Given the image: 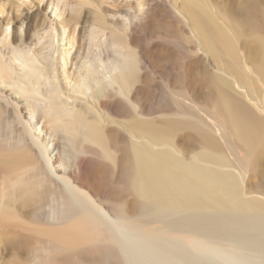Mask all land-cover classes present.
Listing matches in <instances>:
<instances>
[{
  "label": "bare ground",
  "instance_id": "1",
  "mask_svg": "<svg viewBox=\"0 0 264 264\" xmlns=\"http://www.w3.org/2000/svg\"><path fill=\"white\" fill-rule=\"evenodd\" d=\"M8 1L10 0H0V105L13 108L14 123L20 124L22 131L18 134L3 132V128H9L11 123L4 121L0 114L2 142L0 147L5 156L0 158L2 166L0 172L6 174L5 177L13 182L15 190L18 187L19 190L15 191V195L20 192L24 202L48 207L46 224L50 225V228L47 229V237L55 242L57 251L72 255L78 252L86 258L102 260L105 264H123L112 250L90 248L89 245L93 242H136L146 245L156 264H184L181 257L169 252L164 242L166 229L161 231L163 228L154 227L151 223L144 224L128 219L129 211L133 207L132 203L129 204L127 201L120 204L125 212L121 220H118L117 216L113 219V216L104 210L105 207L100 206L102 199L111 200L112 196H120L121 190L125 191L132 175V155L137 159V164L140 163L141 172L143 171L141 175L146 180V186L153 188L157 200L159 198L164 201L167 198H165L166 193L163 197L158 196L161 188L154 185L152 177L157 173L163 175L168 172L170 177V172L173 171H169L170 167L167 166L164 158L165 153L154 150L153 147L159 146L158 141L162 142L175 127L158 126L159 124L154 122L155 119L153 121L148 118L153 112L149 113L151 110L148 94L143 95L146 97L145 104L141 103V97L139 98L140 87H144L145 91L148 88L146 85L148 67L144 61L148 40L145 41L146 38L137 36L136 30L130 28L119 41L116 37L120 35L116 36L115 31L110 32L113 27L110 26L109 20L104 19L102 24L96 25L91 35V45L97 46L98 51L95 52L94 57L89 53L85 56L80 49L88 17L79 10L78 18L72 20L70 14L73 10L69 5L76 3V0H19L16 1L18 3L12 2L17 4L16 6L14 4L15 7ZM41 5H46L49 12H44ZM146 10L148 9L144 10V18L147 16H145ZM107 11L112 14L117 12ZM252 11L250 14L247 13L250 17ZM211 18L196 14L194 21L203 32L202 37L205 36L204 41L208 43L206 45L220 57L233 62V59L239 56L237 54L238 56L235 57L234 43L226 37L227 34L224 35L213 28ZM35 21L41 22L42 27L38 28ZM243 25L241 31H245L244 33L249 30L248 27L250 30L260 29L259 24L252 20L249 25L247 24L248 27ZM200 39L203 41L202 38ZM261 39L263 46L260 47L263 48V52L252 70L264 82V34ZM107 44L120 58L103 56L104 46ZM237 61L239 65H243L241 66L243 70L248 68L247 64H242L246 61L241 64L240 60ZM245 66L247 68H243ZM251 71L248 73L253 74ZM245 79L247 80L246 77ZM256 83H260L258 79ZM218 96L217 109H215L220 117V127L227 131L233 142L229 140L231 145L242 155L244 163L248 167L253 166L264 151V123L239 100L224 93ZM249 98L252 99L251 96ZM141 99L143 100V97ZM127 108L132 109L134 117L128 118ZM120 130L129 135L132 143L130 152L119 134ZM40 132L43 134L41 135ZM57 138L63 140L62 143L65 141L69 152L74 153L75 157L70 155V158L73 157L72 162L66 155L61 159L58 156L60 151L56 144ZM35 147L41 149L37 152V158L31 153ZM50 157L61 168L64 178L57 177ZM100 159L110 162L114 170L119 169L118 178L121 180V185L123 184L122 187L114 186L117 180L114 182L112 169L101 163ZM30 161L31 163L28 164ZM174 176L172 174L171 181ZM166 177L164 183L169 179ZM153 178L157 181L156 177ZM179 178L180 176L177 177V181H182V178L180 180ZM57 180H62V183L58 184ZM188 180L192 181L189 183L191 186L194 185L193 180ZM211 181L213 182L205 183L206 181L199 180L198 192L207 184L213 185L216 191L224 190L226 187L220 179ZM169 189L170 187L168 192ZM215 189L212 187V190ZM181 191L179 192L181 195L185 193ZM179 193L173 194V197L179 196ZM192 194L189 195L188 202L192 204L193 201L194 203L198 201L197 204L195 203L196 206L193 203L197 207L200 201L198 198L196 200L190 197ZM168 198H170V201L166 199L168 205L178 202L174 198L172 202L171 195ZM182 199L180 197L178 203L181 204ZM166 200L164 202L167 203ZM183 201L185 199L182 200V205ZM188 202L185 201L187 205Z\"/></svg>",
  "mask_w": 264,
  "mask_h": 264
},
{
  "label": "rangeland",
  "instance_id": "2",
  "mask_svg": "<svg viewBox=\"0 0 264 264\" xmlns=\"http://www.w3.org/2000/svg\"><path fill=\"white\" fill-rule=\"evenodd\" d=\"M16 1L19 0L8 2L15 7L17 4L14 3V6L12 2ZM137 1L76 0V3H73L74 6L69 5V8L73 10L70 14L72 20L78 18L79 10L88 17L80 51L85 56L89 53L91 57H94L98 47L91 45L92 30L97 24H102L104 19L109 20L111 25L109 23L108 25L113 27V30L109 31H115L116 36L120 35V37L115 36L119 41L130 28L136 30L137 36L146 38L145 41L148 40L144 54V61L148 67L146 83L148 88L145 91L144 87H140L139 98L143 97V100L141 98L140 100L144 103L145 96L148 94L151 110L149 113L153 111L148 118L150 117L153 121L155 119L154 122H157L158 126L175 127L172 133L163 138L166 139L165 141L160 139L163 140V145L161 141H158L161 146L156 145L153 149L165 153L164 158L167 166L170 167L169 171L174 172H170V175L178 174L171 181L169 172L163 174L164 177L162 173H157L153 176L157 178V181L153 177L152 181L155 186L161 188L159 195L157 194L159 197L165 196L166 193L165 198L167 197L168 201L171 195L172 202L174 199L180 202L178 200L180 197L188 202L189 195L194 193L195 195L192 194L190 197L196 200L198 198L202 204L199 203L195 207L198 201L195 202L196 204L193 201L195 206L190 202L187 205L183 201L182 205V199L181 204L173 202L177 204L175 206L173 203L168 205L165 198L163 200L165 199L167 203L161 199L162 202H160L159 198L157 200L153 188L146 186V180L141 175L143 171L141 172L140 163L137 164V159L131 154L132 175L126 184L125 191L121 190L120 196H112L111 200L102 199L100 206L105 207L104 210L108 211L113 219L117 216L118 220H121L125 212L120 204L127 201L129 204L132 203L133 207L129 211L128 219L144 224L151 223L154 227L163 228L161 231L166 229L164 242L169 252L181 257L184 264H264V151L255 164L248 167L242 155L231 145L232 139L227 131L220 127V117L216 110L218 95L224 93L242 102L264 123V82L252 70L263 52L261 38L264 34V0ZM41 8L44 12H49L46 5H41ZM145 9H148L145 14L146 20ZM107 10L117 12L112 14ZM250 11H252V17L248 15ZM196 14L212 17L210 20L214 25L213 28L227 34L226 37L231 39L235 46V57L239 55L237 59H233L234 63L225 57H220L206 45L208 43L204 41L205 36L202 37L204 34L194 21ZM192 19L195 23L191 21ZM251 20L257 22L260 29L250 30L248 25ZM227 22L230 24L227 25ZM244 22L245 25H243ZM34 23H37L38 28L42 27L41 22ZM242 25L248 27L249 30L246 33L241 31ZM104 49L105 58L112 56L120 58L108 44L104 46ZM237 60H240V64L246 61L242 64H247L248 68L246 66L243 68L248 70H243L241 67L243 65H239ZM238 65L242 74L238 70ZM249 71L253 74H249ZM256 79L260 83H256ZM247 90L252 91V95L248 94L250 91ZM250 96L251 98L254 96V99H250ZM126 110L129 119L135 116L132 109ZM0 114L4 121L11 123L9 128H3V132L21 133V125L14 123V110L11 106L1 104ZM40 134L42 135L43 132ZM119 134L130 152L132 143L129 135L123 130H120ZM62 142L63 140L56 139L60 151L58 156L61 159L66 155L71 161L75 157L74 153L69 152L65 141ZM42 145L46 146V144ZM0 146H2L1 141ZM39 150L41 149L35 147L31 153L37 158ZM1 151L0 147V158H4ZM70 155L73 157L70 158ZM52 162L57 177L64 178L56 161L52 160ZM100 162L112 169L114 182L117 180L114 186L122 187L123 184L121 185V180L118 178L119 169L114 170L111 163L104 159H100ZM30 163L31 161L28 162ZM1 167L0 165V169ZM5 175L0 172V264H105L102 260L86 258L78 252L72 255L55 250V242L47 237V229L50 228V225L46 224L48 207L24 202L20 192H17L18 196L15 195V191L19 190L18 187L15 190L13 182ZM179 176V180L182 178V181H177ZM165 177L168 179L166 183H164ZM188 179L193 180L194 185L191 186L189 183L192 181ZM213 179L223 181L226 185L224 190L216 191L213 185L207 184L206 189L202 188L204 192L201 189L198 192L199 180L210 183ZM56 182L60 184L62 180ZM177 185L178 187H175ZM168 187H170L169 192ZM212 187L215 190H212ZM181 189L185 193H182ZM177 193L180 195L173 197V194L177 195ZM151 196L154 198L151 199ZM150 199L154 200V203ZM89 246L112 250L123 264H156L148 248L142 243L93 242Z\"/></svg>",
  "mask_w": 264,
  "mask_h": 264
}]
</instances>
